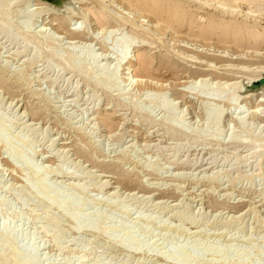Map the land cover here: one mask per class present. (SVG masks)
I'll return each mask as SVG.
<instances>
[{"label":"rangeland","instance_id":"obj_1","mask_svg":"<svg viewBox=\"0 0 264 264\" xmlns=\"http://www.w3.org/2000/svg\"><path fill=\"white\" fill-rule=\"evenodd\" d=\"M119 1L71 0L56 13L48 0H0V29L9 26L0 31V114L12 121L10 144L0 143V221L9 218L19 248L37 245L29 264H264V156L253 148L264 142V44L252 46L245 30L264 34V0H182L179 21ZM101 6L137 31L102 27L89 12ZM229 21L245 29L222 32L217 23ZM121 40L127 54L153 57V69L137 61L126 80L113 46ZM71 55L84 71L95 65L91 83L68 66ZM246 108L258 114L241 119ZM20 138L29 155L16 151ZM32 167L52 189L39 191ZM55 195L71 200H59L64 210ZM18 247L0 238V264H23Z\"/></svg>","mask_w":264,"mask_h":264},{"label":"bare ground","instance_id":"obj_2","mask_svg":"<svg viewBox=\"0 0 264 264\" xmlns=\"http://www.w3.org/2000/svg\"><path fill=\"white\" fill-rule=\"evenodd\" d=\"M49 2H50V4H51V6H52V10L54 9V11L56 10V13L57 12H64V11H66V12H69L68 10L70 9L69 8V4H70V1L71 0H48ZM131 1H135V2H137V3H139V4H143L142 5V7H143V9H145L151 16H154V17H157L158 18V15H157V13H159L160 15H162V14H167V15H169V14H171V15H173V17H175V18H177V20L179 19V18H181L182 16H183V13H182V11L179 9V5L180 4H182V0H123V2H125L126 4H131L130 2ZM235 1V0H234ZM238 1H243L244 2V0H238ZM238 1H236L237 3H238ZM40 2V1H39ZM43 2V1H42ZM83 2V1H82ZM86 2V1H85ZM113 2V1H112ZM120 2V1H119ZM123 2H120V3H123ZM215 2V1H214ZM232 2H233V0H232ZM242 2V3H243ZM246 2H247V0H246ZM251 2V1H250ZM253 2V1H252ZM262 2H263V0H262ZM98 3V2H97ZM99 3H101V2H99ZM124 3V4H125ZM202 3H204V2H202ZM233 3H235V2H233ZM237 3H235V4H237ZM241 3V4H242ZM248 3V2H247ZM261 3V2H260ZM260 3H258V5L260 4ZM123 4V5H124ZM218 5L220 4V1H218V3H217ZM216 4V6L218 7V5ZM255 4V3H254ZM262 4V3H261ZM264 4V3H263ZM121 5V4H120ZM7 6H9L10 7V3H8V5ZM73 6V5H72ZM106 6V5H105ZM104 6V7H105ZM101 7H103V6H101ZM101 8V9H98V8H95V7H90V10H89V12L90 13H92L93 15H94V18H95V20H96V22L97 23H100L101 24V26L102 27H105V26H108V24H113V23H118L119 24V22L120 23H122V25H124V26H131L132 28H133V30L134 31H137V27L135 26V25H137V24H132V22L133 21H131L129 18L127 19V18H123L122 16H121V19H120V16L119 17H116V15L114 16L113 14H111V15H113V17H111V15H109V13L108 12H110V10L109 11H107L108 9H106V7L105 8ZM116 7V6H115ZM257 7V6H256ZM69 8V9H68ZM129 8V7H128ZM234 8V7H233ZM51 9H49L50 11H51ZM87 9V8H86ZM232 9V8H231ZM0 10H2V9H0ZM7 10V9H6ZM126 10V9H125ZM3 11L4 10H2V12H1V14H3ZM10 11V10H9ZM49 11V12H50ZM137 11V10H136ZM264 11V10H263ZM4 12H7V11H4ZM51 12H53V11H51ZM157 12V13H156ZM253 13L255 12V11H252ZM142 13V12H141ZM140 12H139V14H141ZM230 13V12H229ZM232 13H234V10H232ZM251 13V12H250ZM252 13V14H253ZM256 13V12H255ZM0 14V15H1ZM6 14V13H5ZM93 15H91L92 17H93ZM146 15V14H145ZM148 15V14H147ZM150 15H148V17L150 16ZM255 15V14H254ZM2 16H6V15H2ZM57 16H59L58 17V19H56V20H59L60 21V23H62V24H66L67 26H69L70 24H69V21H70V19L71 18H67V17H65V15H62V14H60V15H57ZM142 16H144V14L142 15ZM142 16H140V17H142ZM77 17V16H76ZM114 17H116V18H114ZM128 17V16H127ZM136 17V16H135ZM6 18V17H5ZM9 18V17H8ZM75 18V17H74ZM119 18V19H118ZM200 19V18H199ZM6 20H8L7 18H6ZM93 20V19H92ZM176 20V21H177ZM10 21H11V19H10ZM71 21H73V20H71ZM140 21V20H139ZM179 21V20H178ZM3 22V21H2ZM136 22V21H135ZM134 22V23H135ZM150 22V21H149ZM8 23V22H7ZM71 23V22H70ZM1 24V23H0ZM4 24H6V23H4ZM4 24H3V26H4ZM9 25H10V23H8ZM12 24V23H11ZM53 24V23H52ZM57 24V23H56ZM80 24V23H79ZM217 24H219V25H217L220 29H221V31L222 32H226V31H229V30H233V29H235V30H239V31H241V33L243 32L242 31V28L243 29H245L242 25H237V22H234V21H229V22H226V23H217ZM7 25V24H6ZM82 25V24H81ZM153 25V24H152ZM160 25V24H159ZM2 26V25H1ZM0 26V27H1ZM138 26V25H137ZM150 26H151V24H150ZM163 26V28L165 27L166 29L168 28L166 25H162ZM8 27L9 26H5V27H3V28H1L0 29V31H2V32H4V33H6L7 32V30H8ZM12 27V26H11ZM72 27V26H71ZM71 27H70V31H71V34L73 35V36H75L76 35V37H77V35H82L83 33H81V29H79V28H81V27H77V28H74V27H72V28H74V29H71ZM24 28V27H23ZM29 28V27H28ZM107 28V27H106ZM105 28V29H106ZM164 28V29H165ZM47 29V28H46ZM20 30V29H19ZM24 30V31H23ZM22 30V33L24 34V35H28V33L30 34V32L29 31H25V29H23ZM43 30V29H42ZM112 30V29H111ZM138 30H139V28H138ZM246 30V32L249 34V37H251V38H253V39H255L253 42L254 43H252V46H256V48L257 47H259V46H262L264 43L262 42V43H257L256 41H258L262 36H264V34H262L261 32H256L253 28H247V29H245ZM103 31V30H102ZM144 31V30H143ZM146 31V30H145ZM37 32V31H36ZM43 32V31H42ZM154 32V31H153ZM149 34V33H148ZM44 35V34H43ZM46 37V36H45ZM84 37H86V35L84 36ZM47 38H51L50 36H48ZM11 38H9V40H10ZM158 39V38H157ZM250 39V38H249ZM48 40V39H47ZM51 40V39H50ZM189 40V39H188ZM11 41L12 42H15L16 41V38H12L11 39ZM53 41H55V40H53ZM72 42V41H71ZM76 42V41H75ZM145 42V41H144ZM114 43H115V41H114ZM250 43V42H249ZM106 46V45H105ZM115 48H116V54L117 55H119V54H124V56H123V59H125L126 60V62L124 63V65H125V71H129V72H124V74L126 75V80H130V78H132V77H134L135 76V74L133 73L132 74V72L135 70V65H136V62L137 61H139V63L142 65V68L144 69V70H146V71H151L152 69H153V67H152V62H153V57H149V56H147V55H144V54H140V55H136V54H133V53H131V54H127L126 53V50H128L127 48H128V46H129V42L128 41H119V42H117V44L116 45H113ZM110 47V46H109ZM105 48V47H104ZM228 49V48H227ZM256 52V51H255ZM54 53V52H53ZM71 53V52H70ZM51 54V53H50ZM89 54H90V56H92V58H93V60L95 61V63H97L98 62V65H96V66H98V67H101V66H99V65H101L100 63H99V59H98V57L96 56V54H94V52L92 51V50H90L89 51ZM70 55V54H69ZM54 56H56V57H58L59 58V60L60 59H62V57L60 58V55H57V53H54ZM53 56V57H54ZM78 56V55H77ZM75 57V56H73V55H71V58H67V60H68V62H69V67L70 68H72L73 69V71L74 72H76L77 74L79 73V75H81V74H83L82 76V78L84 79V80H86L87 81V83L91 80V77H92V75H94L93 73V69H95L94 68V66H93V64H90V65H87L86 66V70L84 71V70H82V69H84V68H81L82 66H81V61L82 60H79L80 58H78V57ZM253 56V55H252ZM66 57V56H65ZM62 63V62H61ZM138 63V64H139ZM83 64H85L84 62H83ZM210 64V63H209ZM62 65H66V64H64V63H62ZM67 66V65H66ZM81 66V67H80ZM212 66V65H211ZM104 67V66H103ZM105 68V67H104ZM233 68V67H232ZM215 69V68H214ZM234 69V68H233ZM237 69V68H236ZM99 70V69H98ZM114 72V71H113ZM118 73V72H117ZM225 73V72H224ZM114 74V73H113ZM116 74V73H115ZM204 74L203 73H201L199 76H203ZM236 76V75H235ZM104 77V76H103ZM107 77H105V79H106ZM108 78H110V77H108ZM107 78V79H108ZM189 78V77H188ZM199 78V77H198ZM198 78H197V80H198ZM200 78H202V77H200ZM209 78V77H208ZM90 79V80H89ZM196 80V81H197ZM204 81V79H200L199 80V82H201V81ZM207 80V79H206ZM134 80H131V82H133ZM202 81V82H203ZM210 81V80H209ZM135 82L136 83H138V84H142V83H144L143 82V80L142 79H138L137 78V80H135ZM146 82H148V81H146ZM151 82V81H150ZM154 82V81H153ZM153 82H152V84H153ZM198 82V83H199ZM90 83H91V81H90ZM111 83H113V82H111ZM197 83V82H196ZM197 83V84H198ZM219 83V82H218ZM156 85H158V82H156L155 83ZM174 84V83H173ZM194 84V86H196V84H195V82L193 83ZM193 84H191L192 86H193ZM232 84V83H231ZM160 85V84H159ZM162 85V84H161ZM190 85V84H189ZM190 85V86H191ZM234 85H236V84H234L233 83V86ZM7 86V85H6ZM8 87V86H7ZM159 88V87H158ZM194 89V88H193ZM249 94V93H248ZM251 95V94H250ZM248 96V95H247ZM238 98V97H237ZM246 98V97H245ZM230 99V98H229ZM232 99V98H231ZM230 99V102L232 101ZM239 99H240V97H239ZM156 103V102H155ZM154 103V104H155ZM157 104V103H156ZM159 104H162V103H159ZM159 104H158V106H159ZM232 104V103H231ZM258 104V103H257ZM163 105V104H162ZM233 105V104H232ZM254 106H255V104H254ZM256 107V106H255ZM210 109V108H209ZM247 109V108H246ZM246 109H240V110H242L240 113H241V119H245L246 117L248 118V117H250V116H252V117H254V115L256 116V114H258L257 112H255V111H253L252 109H251V111L250 110H246ZM98 110H100V109H98ZM211 110V109H210ZM209 110V111H210ZM255 110H256V108H255ZM256 111H258V110H256ZM206 112H208L207 110L205 111V115H206ZM211 113H212V110H211ZM217 112H215V114H216ZM222 113V112H221ZM221 113H219L218 112V116H217V118L219 119V121H220V119H221V117H222V114ZM214 114V113H213ZM212 114V115H213ZM214 114V115H215ZM3 115V114H2ZM207 115H208V113H207ZM211 115V114H210ZM214 115H213V117H214ZM107 116V115H106ZM208 117V116H207ZM210 117V116H209ZM213 117H211V118H213ZM10 118V117H9ZM8 117H6V116H1V114H0V143H2V145H3V148H5L8 144H10V140H6L5 141V139L3 138V137H6V136H4L3 134L6 132V131H10L11 130V124H12V121L9 119ZM210 118V119H211ZM251 118V117H250ZM179 119H181V118H179ZM206 119H208V118H206ZM216 119V118H215ZM214 118H213V120H215ZM241 119H239V120H241ZM13 120V119H12ZM105 125H110V120H111V116H107V117H105ZM148 119H146V121H147ZM182 120V119H181ZM181 120H178V119H173L172 120V123L170 124V125H172V128L174 127V129L175 128H180L179 127V125H177V124H175L176 122L178 123V124H180V123H182V121ZM245 121V120H244ZM243 121V122H244ZM13 122H15V121H13ZM181 125V124H180ZM111 127V126H110ZM170 128V127H169ZM182 130V129H181ZM169 132V131H168ZM181 132V134L182 133H185L183 130L182 131H180ZM172 133H173V131H172ZM172 133H170V134H172ZM186 134V133H185ZM201 134V133H200ZM198 136V135H197ZM4 139V140H3ZM7 139V138H6ZM20 142L22 143V145H25V147L24 146H21L20 148H16V151L17 152H23L24 151V155H26V154H28L29 153V151L27 150L28 149V147L30 146V144L28 143V141L26 140V139H24V138H20ZM239 143V145L240 144H244V145H247V146H250L251 147V145L253 146V144L249 141H246V140H240V141H238ZM54 143V142H53ZM66 143V142H65ZM23 148H25L26 150H24ZM30 148V147H29ZM253 148L255 149V154H257V155H261V157H263L264 156V142L262 141V142H260V144H258V145H254L253 146ZM253 149V150H254ZM253 154V153H252ZM29 155V154H28ZM27 155V156H28ZM30 155H31V153H30ZM27 156H26V158H24V160L22 161V162H25L28 166H30L31 167V163H30V157H28L29 159L27 160ZM253 156V155H252ZM54 157V156H53ZM240 158V157H239ZM253 159V158H252ZM239 160V159H238ZM237 160V161H238ZM242 160V159H241ZM248 160V159H247ZM250 160V159H249ZM180 161V160H179ZM184 161V160H183ZM240 162V161H239ZM180 163V162H179ZM184 163V162H183ZM182 163V164H183ZM23 164V163H22ZM258 164H260L261 165V163H260V161H259V163ZM261 167V166H260ZM33 168V167H32ZM61 168H62V166H61ZM258 168H259V165H258ZM59 169H60V167H59ZM63 169V168H62ZM261 169V168H260ZM33 170L35 171L36 169H34L33 168ZM62 171V170H61ZM60 171V172H61ZM41 171H39V169H38V171L36 170L35 171V175L36 176H39V178H40V182H39V184H38V188H40V190L39 191H41L42 193L43 192H45L46 190H48V189H52L53 187L50 185V183L47 181V177L46 176H44V174H42V173H40ZM63 172V171H62ZM65 172V171H64ZM73 172V171H72ZM67 174H69V173H67ZM74 173H72L71 175H73ZM215 174H218V173H215ZM71 175H69V176H71ZM253 176V175H252ZM251 176V177H252ZM214 178H215V176H214ZM106 183H107V181H106ZM105 182L103 183H101V185L99 184L98 185V189L100 190V191H102L103 192V190H105V188L107 187ZM80 185V184H79ZM77 185V189L78 190H82L83 188H82V186L80 185ZM28 186H29V184H28ZM30 187V186H29ZM31 189V188H30ZM42 193H40V194H42ZM134 193V192H133ZM63 197H65L66 199H68V197H66V196H64V195H62V196H60V195H55V196H52V197H50V199H51V201L52 202H55V203H59L60 205H59V207L62 209V210H64L65 209V207H64V205L62 204L63 202H64V200L65 199H63ZM60 199H62L63 200V202L62 201H59ZM68 200H70V199H68ZM68 200H65V202H67ZM25 201V198H23L22 199V202H24ZM71 201V200H70ZM69 201V202H70ZM4 205H6V202H5V200H3V199H1L0 198V209L2 208V206H4ZM125 212L127 213V212H129L128 211V209H126L125 210ZM7 217V216H6ZM5 216H4V219H2L1 221H0V238H1V240H2V243L3 244H11L12 246H15V247H18V241H19V239H20V237H18V233H16L17 231H13V229L11 230L10 228H9V223H8V219L6 218ZM73 219H74V221H75V223L76 224H82L83 222L85 223V218H83L81 215H79V214H75L74 216H73ZM97 222H98V219L97 220H95L94 221V223L95 224H97ZM92 224V223H91ZM90 224V226L92 227H94V224H92L91 225ZM12 228V227H11ZM80 228V227H79ZM15 230H17V229H15ZM104 231L103 232H106L107 231V229L105 228V229H103ZM19 231V230H18ZM19 234H21L20 232H19ZM30 242V241H29ZM119 242H121V243H123L122 242V240H119ZM31 243V242H30ZM30 243H28V246H29V244ZM21 244V243H20ZM24 244V243H23ZM31 245V244H30ZM33 245V244H32ZM34 246V245H33ZM31 247L30 246V248L29 249H26V247H27V245H26V247L24 246V245H22V247H24V249L25 250H27V253H26V251H25V253L24 254H26L27 256L25 257V259H24V256H23V264H29V262L31 263V259L34 257H39L38 256V254L37 253H39L38 251H39V248L37 249V250H35V246L37 247V245H35L34 247ZM21 247V246H20ZM21 247V248H22ZM40 247V246H39ZM21 248H19L18 247V249L20 250ZM23 249V248H22ZM22 249H21V251H22ZM23 253V252H22ZM40 255V254H39ZM36 258V259H37ZM39 259V258H38ZM34 260V259H33ZM35 261V260H34ZM38 263V261L36 260L34 263ZM42 262V261H41ZM44 263V262H43Z\"/></svg>","mask_w":264,"mask_h":264}]
</instances>
